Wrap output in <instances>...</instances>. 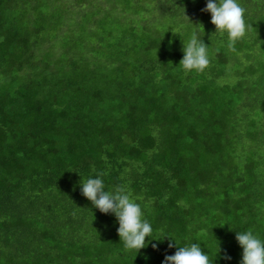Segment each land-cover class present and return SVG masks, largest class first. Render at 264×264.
Masks as SVG:
<instances>
[{
    "label": "trees",
    "instance_id": "1",
    "mask_svg": "<svg viewBox=\"0 0 264 264\" xmlns=\"http://www.w3.org/2000/svg\"><path fill=\"white\" fill-rule=\"evenodd\" d=\"M237 2L232 44L207 0H0V264H163L192 243L240 264L236 233L264 241V0ZM193 35L203 72L179 65ZM101 172L151 224L138 252L81 194Z\"/></svg>",
    "mask_w": 264,
    "mask_h": 264
},
{
    "label": "clouds",
    "instance_id": "2",
    "mask_svg": "<svg viewBox=\"0 0 264 264\" xmlns=\"http://www.w3.org/2000/svg\"><path fill=\"white\" fill-rule=\"evenodd\" d=\"M202 11L211 14L210 23L215 26V32L226 33L232 44L245 36L246 9L237 0H207L206 7ZM207 46L208 44L201 38L193 35L182 49L184 55L179 65L186 72L191 70L203 72L210 63ZM103 175L104 173L101 172L95 175V178L88 177L83 184H80L81 194L101 213L115 215L119 224L117 234L120 240L127 249H136L138 252L146 247V237H149L153 231L151 224L146 219H142L140 205L131 198L124 187H117L112 192L105 190ZM235 239L242 248L240 264H264V241L252 231L236 233ZM152 247L155 248L156 245L153 244ZM171 247L173 244H169V248ZM224 258L230 259L227 256ZM163 264H210V261L200 244L192 243L187 247H178L173 255H166Z\"/></svg>",
    "mask_w": 264,
    "mask_h": 264
}]
</instances>
